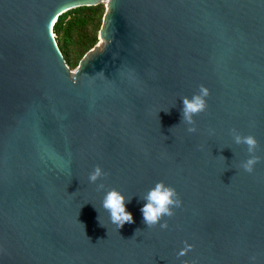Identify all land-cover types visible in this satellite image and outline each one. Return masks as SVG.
<instances>
[{"label":"water","instance_id":"1","mask_svg":"<svg viewBox=\"0 0 264 264\" xmlns=\"http://www.w3.org/2000/svg\"><path fill=\"white\" fill-rule=\"evenodd\" d=\"M100 2L0 0V264H264V0H111L73 71L54 23ZM233 130L259 141L251 173ZM161 180L182 200L166 229L141 211Z\"/></svg>","mask_w":264,"mask_h":264},{"label":"clouds","instance_id":"2","mask_svg":"<svg viewBox=\"0 0 264 264\" xmlns=\"http://www.w3.org/2000/svg\"><path fill=\"white\" fill-rule=\"evenodd\" d=\"M210 94L208 87L201 85L198 92L192 96L183 97L182 122L190 125L189 132H195V117L207 109V97ZM235 143L238 145H246L247 151L251 154L248 159L242 162L241 167L246 172H253L255 165L259 162V157L254 155L259 141L252 135H244L236 130H233ZM103 168L99 165L90 173L89 181L95 183L101 177L106 176ZM104 184L98 185V189H103ZM146 201L141 211L143 220L148 227L160 225L162 229L168 227L167 220L164 217H171L175 214V209L181 207L182 200L176 188L164 181H158L147 193L142 197ZM130 198L118 188L108 190L103 198L102 207L109 214V219L112 224L118 229L122 228L125 223L134 222L133 213L127 210V201ZM163 221V223H161ZM139 230H137L138 232ZM136 232V233H137ZM192 245H187L178 255H185L192 248Z\"/></svg>","mask_w":264,"mask_h":264},{"label":"trees","instance_id":"3","mask_svg":"<svg viewBox=\"0 0 264 264\" xmlns=\"http://www.w3.org/2000/svg\"><path fill=\"white\" fill-rule=\"evenodd\" d=\"M106 8L103 3L81 5L58 16L53 26L57 43L67 65L76 68L100 41Z\"/></svg>","mask_w":264,"mask_h":264},{"label":"rangeland","instance_id":"4","mask_svg":"<svg viewBox=\"0 0 264 264\" xmlns=\"http://www.w3.org/2000/svg\"><path fill=\"white\" fill-rule=\"evenodd\" d=\"M110 1H111V0H102V2H101V3L104 4L106 10H107V6L109 5ZM75 69H76V68H73V69L71 68V70H73V71H74Z\"/></svg>","mask_w":264,"mask_h":264},{"label":"bare ground","instance_id":"5","mask_svg":"<svg viewBox=\"0 0 264 264\" xmlns=\"http://www.w3.org/2000/svg\"><path fill=\"white\" fill-rule=\"evenodd\" d=\"M104 41L102 38H101V41H100V45L102 46L104 44Z\"/></svg>","mask_w":264,"mask_h":264}]
</instances>
